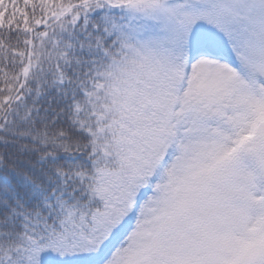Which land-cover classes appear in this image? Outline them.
I'll return each instance as SVG.
<instances>
[{
	"label": "snow or ice",
	"instance_id": "snow-or-ice-1",
	"mask_svg": "<svg viewBox=\"0 0 264 264\" xmlns=\"http://www.w3.org/2000/svg\"><path fill=\"white\" fill-rule=\"evenodd\" d=\"M0 264H264V0H0Z\"/></svg>",
	"mask_w": 264,
	"mask_h": 264
}]
</instances>
